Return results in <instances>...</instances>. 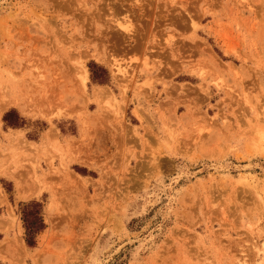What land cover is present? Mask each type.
Here are the masks:
<instances>
[{
  "label": "rangeland",
  "instance_id": "1",
  "mask_svg": "<svg viewBox=\"0 0 264 264\" xmlns=\"http://www.w3.org/2000/svg\"><path fill=\"white\" fill-rule=\"evenodd\" d=\"M0 264H264V0H0Z\"/></svg>",
  "mask_w": 264,
  "mask_h": 264
},
{
  "label": "trees",
  "instance_id": "2",
  "mask_svg": "<svg viewBox=\"0 0 264 264\" xmlns=\"http://www.w3.org/2000/svg\"><path fill=\"white\" fill-rule=\"evenodd\" d=\"M103 71L102 69H100ZM92 73H94L92 71ZM99 79L97 77H94L93 80ZM37 204L30 203L28 205L24 206L23 216H24V222L26 225V231H27V238L26 241L28 245L33 246L35 244V239L33 236L40 232L44 228L43 220L38 215V212L36 210Z\"/></svg>",
  "mask_w": 264,
  "mask_h": 264
},
{
  "label": "bare ground",
  "instance_id": "3",
  "mask_svg": "<svg viewBox=\"0 0 264 264\" xmlns=\"http://www.w3.org/2000/svg\"><path fill=\"white\" fill-rule=\"evenodd\" d=\"M125 24H127V23H125ZM119 25H121V24H119ZM122 27H124L125 25H121ZM129 29V27L128 26H125V30H128ZM134 35V34H133ZM133 49V48H132ZM83 66V65H82ZM79 67V66H78ZM119 69V73L121 72L122 74H125V72H124V70H120V67H118ZM80 69H82V68H80ZM122 69V68H121ZM115 70V69H114ZM86 73H87V71H85ZM85 72L83 73V71H82V73L81 74H83V75H81V77H83L82 79H83V81H85V80H87V78H88V74H86L85 75ZM81 80V78H79V81ZM80 82H82V80L80 81ZM83 83V82H82ZM82 85H84V84H82ZM108 95V91H107V89H106V87H100V89H98L97 91H96V93H94V96L98 99V98H101V97H103V99L102 100H108V98L110 97H108V98H106V99H104V97H106ZM50 97V96H49ZM62 99V98H61ZM101 100V99H100ZM99 100V101H100ZM101 100V101H102ZM106 100V101H107ZM110 101V100H109ZM108 102V101H107ZM111 102V101H110ZM11 103H14V102H11ZM11 103H8L6 106H5V110L8 108V107H10V104ZM101 103V102H100ZM29 107V106H28ZM37 109V108H36ZM4 110V111H5ZM20 111H21V113H23V114H27V111L25 110V109H23V108H20L19 109ZM44 111V110H43ZM58 112V111H57ZM3 113V112H2ZM41 113H42V111H41ZM44 115V114H43ZM120 123V122H119ZM51 133V132H50ZM23 243V242H22Z\"/></svg>",
  "mask_w": 264,
  "mask_h": 264
}]
</instances>
